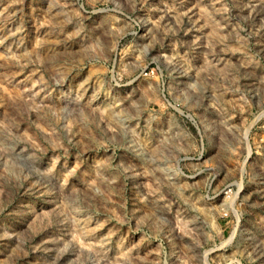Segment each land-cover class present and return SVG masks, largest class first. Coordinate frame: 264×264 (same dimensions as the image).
<instances>
[{
    "label": "rangeland",
    "instance_id": "1",
    "mask_svg": "<svg viewBox=\"0 0 264 264\" xmlns=\"http://www.w3.org/2000/svg\"><path fill=\"white\" fill-rule=\"evenodd\" d=\"M0 264H264V0H0Z\"/></svg>",
    "mask_w": 264,
    "mask_h": 264
}]
</instances>
